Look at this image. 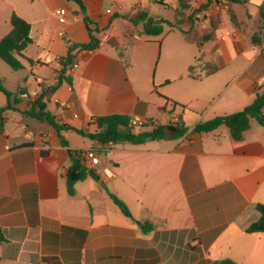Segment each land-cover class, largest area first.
<instances>
[{
    "label": "crops",
    "instance_id": "crops-1",
    "mask_svg": "<svg viewBox=\"0 0 264 264\" xmlns=\"http://www.w3.org/2000/svg\"><path fill=\"white\" fill-rule=\"evenodd\" d=\"M184 1L189 10L204 3ZM81 2L84 11L69 0H0V39L16 14L30 25L31 40L22 51L23 68L12 70L0 59L4 88L22 89L0 131V264H264V233L246 232L259 219L255 205H264V126L250 119L240 141L224 125L193 130L243 110L264 89L255 85L264 78V44L253 48L248 37L264 0L233 6L239 26L224 5L201 12L194 33L210 31L217 21L212 39L201 46L182 34L187 27L175 15L178 0ZM59 8L67 12L62 25L52 15ZM137 10L171 25L145 34L121 18ZM84 17L98 30V48L75 53L71 84L62 82L44 98L46 111L59 124L85 130L91 117L165 123L173 112L186 132L98 150L101 167L113 176H87L69 193L68 150L102 145L68 130V146H62L52 126L23 112L56 82L67 42L90 41ZM5 104L0 91V109ZM109 194L124 202L132 218ZM135 220L152 229L142 232Z\"/></svg>",
    "mask_w": 264,
    "mask_h": 264
},
{
    "label": "trees",
    "instance_id": "trees-1",
    "mask_svg": "<svg viewBox=\"0 0 264 264\" xmlns=\"http://www.w3.org/2000/svg\"><path fill=\"white\" fill-rule=\"evenodd\" d=\"M77 3L81 10L84 11V6L81 0H69ZM250 0H204V3L197 9L188 12L189 6L184 0H178V6L175 9V15L178 22L186 25L187 30L182 31L185 39L197 46H201L204 42L212 39L214 31L216 29L217 21L210 22V31L206 33H194V27L200 21L198 14L203 11H208L211 7L217 5H224L226 7L227 14L230 22L234 26H239L240 22L237 15L233 11L234 5H240L247 3ZM122 19L128 20L133 26L141 25L142 32L148 35H157L162 32L163 24L171 25L169 21L162 18H154L149 15L146 10H137L133 15L121 16ZM84 21L87 25L90 35V41L86 44H74L70 41L67 42L68 50L65 57L60 60L61 68L57 71L56 82L43 89L42 93L29 104V108L23 113L27 116L35 118L40 121L47 122L52 126L56 132L59 142L62 146H68L65 133L68 130H73L83 138H87L92 141L104 145L112 143L114 145L128 143L132 145H140L147 141L161 140L165 138V131L170 130L171 136L180 137L186 129L182 127L174 128L171 126H160L159 128L151 131H138L133 132L128 127V117L118 114L91 117L88 125L91 129H74L67 125L59 124L55 121V118L46 111V105L44 98H48L59 87L62 82L71 84V78L69 77V69L74 64L75 53L77 51H94L98 48L99 40L95 37V33H98L96 28L91 27L89 19L84 17ZM242 23V22H241ZM10 31L0 39V59L6 63L12 70H19L23 68L20 61L22 58V51L30 44L29 37L30 25L18 17L16 14L10 16ZM250 45L253 48H257L264 44V4L258 5L256 25L248 35ZM32 63L31 60H28ZM215 68L208 67V72L213 71ZM191 71V68L188 69ZM0 91L6 96V104L0 109V131L3 130L4 112L8 110H14L15 104L19 102L17 96L22 92L21 88H18L15 92L6 90L3 86L2 79L0 78ZM255 119L256 122L264 126V89L256 95L251 104L246 106L243 110L216 116L208 121L196 124L194 131L197 133L210 132L215 130L218 126L224 125L228 128L230 136L235 141H240L243 138V133L249 127L250 119ZM71 157V164L66 170V183L69 193H73V185L75 182L90 176L91 178L99 181V177L89 168L85 166L81 159V152L75 150H68ZM112 201L118 206L122 214L128 218H132L127 206L117 196L109 194ZM255 209L259 213V219L251 223L246 232H262L264 233V205L256 204ZM136 225L144 233L152 229V225L147 222L135 220ZM2 236L0 234V241ZM211 264H238L231 259H221L213 261Z\"/></svg>",
    "mask_w": 264,
    "mask_h": 264
},
{
    "label": "built area",
    "instance_id": "built-area-1",
    "mask_svg": "<svg viewBox=\"0 0 264 264\" xmlns=\"http://www.w3.org/2000/svg\"><path fill=\"white\" fill-rule=\"evenodd\" d=\"M152 1H156V0H152ZM52 15L55 18L56 22L60 25L65 24V22L67 21V12L63 8L55 9L52 12ZM58 35L60 37L61 36L63 37L64 33L62 31H58ZM259 50H260V53L261 52L264 53V46H262ZM75 67H76V64H73L70 71H73ZM255 85L259 88L260 87L264 88V78L256 81ZM162 125L171 126L174 128H180L182 127V121H181L180 116L177 114H174L173 112L168 113V118L165 123H160L155 120L141 118L138 116H132L128 119V127L132 131H139V130H145V129L153 130V129L159 128ZM112 145L113 144L110 142L102 146H99L98 148H90L84 151H80L82 162L85 164L87 168L92 170L95 174L99 176L103 175L106 177H112L113 173L107 168L101 167L99 158L97 156L98 150L104 151L110 148Z\"/></svg>",
    "mask_w": 264,
    "mask_h": 264
},
{
    "label": "water",
    "instance_id": "water-1",
    "mask_svg": "<svg viewBox=\"0 0 264 264\" xmlns=\"http://www.w3.org/2000/svg\"><path fill=\"white\" fill-rule=\"evenodd\" d=\"M170 137V130H166L165 131V138H169ZM101 184V186H104V185H102V183H100Z\"/></svg>",
    "mask_w": 264,
    "mask_h": 264
},
{
    "label": "rangeland",
    "instance_id": "rangeland-1",
    "mask_svg": "<svg viewBox=\"0 0 264 264\" xmlns=\"http://www.w3.org/2000/svg\"><path fill=\"white\" fill-rule=\"evenodd\" d=\"M192 10H194V7H191L190 10H189L188 12L190 13ZM196 16H198V18L201 17L200 14H198V15H196ZM203 27H207V24H204Z\"/></svg>",
    "mask_w": 264,
    "mask_h": 264
}]
</instances>
